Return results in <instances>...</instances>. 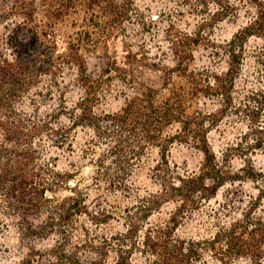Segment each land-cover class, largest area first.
Here are the masks:
<instances>
[{"label":"trees","instance_id":"16d2710c","mask_svg":"<svg viewBox=\"0 0 264 264\" xmlns=\"http://www.w3.org/2000/svg\"><path fill=\"white\" fill-rule=\"evenodd\" d=\"M137 2L0 0V264H264V87L238 92L252 38L264 72V0L219 48L225 69L192 68L197 39L177 35L160 88L112 49ZM115 88L124 106L102 110ZM230 120L241 133L217 151ZM176 145L203 154L197 170L170 160Z\"/></svg>","mask_w":264,"mask_h":264},{"label":"rangeland","instance_id":"374dc122","mask_svg":"<svg viewBox=\"0 0 264 264\" xmlns=\"http://www.w3.org/2000/svg\"><path fill=\"white\" fill-rule=\"evenodd\" d=\"M137 4L140 23L136 18L135 22L126 24V32H123L124 35L120 34L112 43V49H117L121 62L131 51L141 63H147L149 66L136 64L133 75L140 85L155 88L162 87L164 83L163 73L159 69L173 68L177 61L173 50V42L177 35L192 34L197 39L191 58L192 68L216 72L227 67V61L219 48L225 41H230L244 30L255 17V9L250 0H226L225 5L230 6V9L226 8L221 13H216L215 6L208 7L198 3L193 7L195 10L186 8L179 0H138ZM196 34L198 36L200 34V37ZM262 47V40L257 38H252L248 44L246 51L249 60L238 86V92L241 94L246 89L264 87V72L257 68L255 63L257 61L255 57L259 55ZM108 97L103 101L102 110L118 111L124 106L125 97L119 92V88H115ZM240 133L236 122L230 120L210 134L211 145L220 151L225 146L233 144ZM254 158L258 166L264 167V152L257 153ZM170 160L180 171L191 173L199 168L203 154L196 148L176 145L171 152ZM91 173V167L85 168V175ZM148 176L147 169L138 173L135 190L144 193L149 189Z\"/></svg>","mask_w":264,"mask_h":264}]
</instances>
